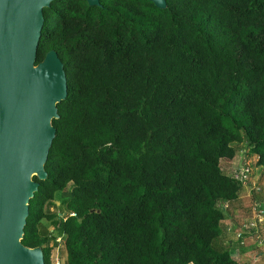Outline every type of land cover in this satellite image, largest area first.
Wrapping results in <instances>:
<instances>
[{"label": "trees", "instance_id": "1", "mask_svg": "<svg viewBox=\"0 0 264 264\" xmlns=\"http://www.w3.org/2000/svg\"><path fill=\"white\" fill-rule=\"evenodd\" d=\"M165 3L55 0L42 11L35 65L54 51L66 78L20 240L43 264L52 248L39 226L54 218L65 264H236L222 226L250 184L235 175L264 178V0ZM239 146L231 176L221 163ZM243 225L235 240L264 257V222Z\"/></svg>", "mask_w": 264, "mask_h": 264}, {"label": "water", "instance_id": "2", "mask_svg": "<svg viewBox=\"0 0 264 264\" xmlns=\"http://www.w3.org/2000/svg\"><path fill=\"white\" fill-rule=\"evenodd\" d=\"M55 0H0V264H43L42 251L21 245L28 203L45 177L66 78L50 51L35 65L43 9ZM89 6L99 0H85ZM166 7L165 0H148Z\"/></svg>", "mask_w": 264, "mask_h": 264}, {"label": "rangeland", "instance_id": "3", "mask_svg": "<svg viewBox=\"0 0 264 264\" xmlns=\"http://www.w3.org/2000/svg\"><path fill=\"white\" fill-rule=\"evenodd\" d=\"M244 148L243 146L241 147V149ZM240 146H239V151L237 152L236 156L234 157L233 160L231 161H223L221 163V168L227 172L229 175H234V173L239 170L242 167V163L244 161L243 159V153L241 152ZM253 159L254 158L253 156ZM252 160V158H251ZM242 169V168H241ZM255 170L251 171V175L247 177L248 180V185L250 184V186L246 187V192L248 191H254L253 189H255V192H258V190L260 191L262 188H264V178H259L261 177L260 175H262V170L259 168H257L258 172H254ZM36 176V175H34ZM31 177V180H33V177ZM244 185V184H243ZM244 189V187H243ZM250 189V190H249ZM242 193V192H241ZM240 193V195H241ZM61 196L60 194H56L55 198L53 199V201L49 204V206L47 207V212L49 214H52L54 216H56L57 214H62V205H61ZM262 210L264 211V205H261ZM254 205L252 204V209L251 211H253ZM253 218L245 220L243 222V224H251L253 223ZM56 224H57V219L54 218L50 221L48 220H42L39 226V232L41 234L42 237L47 238V243L49 245V247L52 248L51 251V262L52 264H65L66 261V253L65 250L63 248V246L61 245V243H59L60 238L58 237L59 234L57 232L56 229ZM239 232V231H238ZM232 235V234H231ZM234 239H236V237L234 236ZM236 241V240H235ZM246 244V241H243L242 243H239L238 245L244 246ZM263 249V248H262ZM259 252H261V250L257 249L254 245L250 246V248L246 249V254L250 255V256H256L257 254H259ZM250 257H248L249 259ZM264 259V257H263ZM264 264V263H263Z\"/></svg>", "mask_w": 264, "mask_h": 264}, {"label": "crops", "instance_id": "4", "mask_svg": "<svg viewBox=\"0 0 264 264\" xmlns=\"http://www.w3.org/2000/svg\"><path fill=\"white\" fill-rule=\"evenodd\" d=\"M249 188V187H248ZM246 186L242 190L240 195V201L238 206L233 212V215H227L223 226H222V236L228 244V249L231 251L232 256L236 264H263V255L257 254L256 256H250L246 254V249L253 245L250 238L246 239V244L244 246L238 245L239 243L235 241L232 230L236 229L239 223L252 218V204L254 199L260 198L264 202V193L256 195L250 190L246 192ZM244 191V192H243ZM263 232H264V226ZM232 234V235H231ZM248 257H250L248 259Z\"/></svg>", "mask_w": 264, "mask_h": 264}, {"label": "built area", "instance_id": "5", "mask_svg": "<svg viewBox=\"0 0 264 264\" xmlns=\"http://www.w3.org/2000/svg\"><path fill=\"white\" fill-rule=\"evenodd\" d=\"M251 171H252L251 167L250 168L242 167V169H240L239 171L236 172L235 179H237L240 182L245 184V182H247V177L251 175ZM258 192H259V190H258ZM254 214L255 215L257 214L256 215L257 222L253 221V223H251V224L243 225V228L246 229L248 232L251 231V230H253L255 232H258L259 227L262 226V225H259V223H263L264 222V219H263L264 211L262 210L261 205L258 204V203H256V206L254 207ZM242 234H244L243 231L237 232L236 233V238L238 240L241 239L243 237ZM256 237L258 239L257 245H258L259 248H261V249L263 248V254H264V240H260L259 236H256ZM241 243H243V241Z\"/></svg>", "mask_w": 264, "mask_h": 264}]
</instances>
